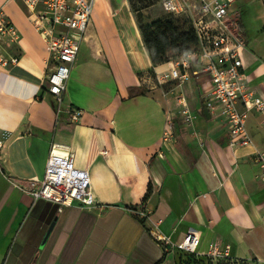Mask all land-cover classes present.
<instances>
[{
    "label": "crops",
    "instance_id": "0c3cea01",
    "mask_svg": "<svg viewBox=\"0 0 264 264\" xmlns=\"http://www.w3.org/2000/svg\"><path fill=\"white\" fill-rule=\"evenodd\" d=\"M0 10L19 34L0 39V264H161L171 252L156 236L176 243L189 230L201 234L199 255L229 244L232 256L264 264L260 162L252 148L230 147L206 103V75L155 83L130 0L95 5L60 113L47 90L54 62L45 36L21 1L0 0ZM263 52L247 43L243 60L264 99ZM182 98L197 116L192 125ZM68 106L83 109L78 121ZM262 117L253 113L248 127L264 150ZM52 142L70 145L75 165L89 170L96 206L59 211L10 181L43 178Z\"/></svg>",
    "mask_w": 264,
    "mask_h": 264
},
{
    "label": "built area",
    "instance_id": "2783aa9c",
    "mask_svg": "<svg viewBox=\"0 0 264 264\" xmlns=\"http://www.w3.org/2000/svg\"><path fill=\"white\" fill-rule=\"evenodd\" d=\"M32 18L36 28L45 36L51 52L53 66L45 79L47 90L58 102V113L64 111V95L67 80L79 52L92 12L99 0H19ZM164 9L174 15L185 16L197 36V44L186 53L167 62L168 68L154 70L160 83L176 81L179 84L193 76L206 75V103L213 113L221 116L232 149L250 147L253 158L260 162L264 179V150L256 144L248 127L253 113H261L264 123V99L251 86L246 77L243 53L247 38L242 30L236 3L238 0H161ZM15 41L19 34L7 15L0 10V39ZM15 62L16 58H12ZM165 62V63H167ZM194 64H197L195 67ZM159 65V64H158ZM181 112L186 123L192 125L197 117L185 98L181 100ZM72 121H78L83 109L68 106ZM170 116L167 133H171ZM7 140L0 137V167L4 166ZM76 152L70 145L52 142L45 176L28 179L25 184L16 177L10 181L20 186L35 199L43 198L57 204L59 211L67 206H96L90 173L87 168L75 165ZM131 210H134L131 208ZM144 214L143 211L140 212ZM158 241L166 253L177 249L199 256L201 234L189 230L176 243L158 235ZM229 244H215L208 256H230Z\"/></svg>",
    "mask_w": 264,
    "mask_h": 264
},
{
    "label": "rangeland",
    "instance_id": "374dc122",
    "mask_svg": "<svg viewBox=\"0 0 264 264\" xmlns=\"http://www.w3.org/2000/svg\"><path fill=\"white\" fill-rule=\"evenodd\" d=\"M135 15L142 24H148L154 20L174 18L177 16L166 11L161 0H132ZM239 21L244 31L247 43L256 50L264 51V0H238L236 3ZM182 18H185L182 16ZM189 26L187 22L186 28ZM264 53V52H263ZM178 55L171 52L169 59ZM155 83L160 84L158 80ZM191 254L185 250L177 249L165 256L161 264H260L254 260H243L232 255L226 257Z\"/></svg>",
    "mask_w": 264,
    "mask_h": 264
},
{
    "label": "trees",
    "instance_id": "16d2710c",
    "mask_svg": "<svg viewBox=\"0 0 264 264\" xmlns=\"http://www.w3.org/2000/svg\"><path fill=\"white\" fill-rule=\"evenodd\" d=\"M130 2L134 11L132 0ZM172 17L175 18L176 16ZM177 17V20L174 18H166L154 20L148 24H142L136 16L145 46L155 65L170 60L169 56L171 52H176L178 53L177 56H179L191 50L197 44V36L191 24L189 23V26L186 28L189 19L185 16V18H182V16ZM196 257L198 258L199 256ZM223 258L227 259L226 257Z\"/></svg>",
    "mask_w": 264,
    "mask_h": 264
}]
</instances>
